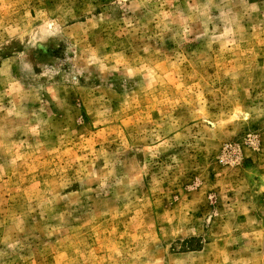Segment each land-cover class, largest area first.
<instances>
[{
    "label": "rangeland",
    "instance_id": "rangeland-1",
    "mask_svg": "<svg viewBox=\"0 0 264 264\" xmlns=\"http://www.w3.org/2000/svg\"><path fill=\"white\" fill-rule=\"evenodd\" d=\"M0 264H264V0H0Z\"/></svg>",
    "mask_w": 264,
    "mask_h": 264
}]
</instances>
